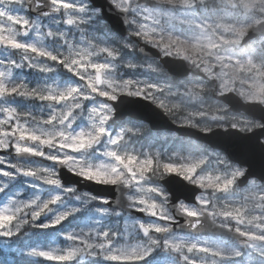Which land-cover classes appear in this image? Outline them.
I'll return each mask as SVG.
<instances>
[{
    "label": "snow or ice",
    "instance_id": "6c2138e0",
    "mask_svg": "<svg viewBox=\"0 0 264 264\" xmlns=\"http://www.w3.org/2000/svg\"><path fill=\"white\" fill-rule=\"evenodd\" d=\"M107 6L126 26L123 38L96 0H0V238L22 250L20 259L0 252V264H142L157 251L170 258L164 264H264V176L249 178L219 152L170 149L167 133L144 144L149 125L117 129L113 103L142 97L204 133L264 127L209 99L231 93L264 106V0ZM141 42L185 62L189 76L175 80L157 60L128 58L143 52ZM138 70L163 73L166 82L141 79ZM61 168L116 186L122 199L65 186ZM170 176L199 189L193 202L172 201L160 184ZM82 210L92 215L60 233L63 245L25 243L33 230Z\"/></svg>",
    "mask_w": 264,
    "mask_h": 264
},
{
    "label": "water",
    "instance_id": "95a60500",
    "mask_svg": "<svg viewBox=\"0 0 264 264\" xmlns=\"http://www.w3.org/2000/svg\"><path fill=\"white\" fill-rule=\"evenodd\" d=\"M98 5L104 6L105 15L114 34L120 37L127 35L126 26L120 16L107 6V0H96ZM143 52L138 54L147 59L160 60L163 67L174 77L185 79L191 69L181 60L171 57H162L160 52L150 45L140 43ZM216 98L229 106L234 113H244L247 116L259 120L264 124V106L246 103L235 94L217 95ZM115 107V121H124L127 118L149 124L154 131L175 132L181 137L195 139L205 143L214 150L223 151L231 162L247 169L246 175L250 177L264 176V127L253 132L245 133L238 129L227 130L216 128L211 132L204 133L199 129L181 127L166 116L161 109L142 97H123L113 102ZM62 183L66 186H76L79 191H88L98 197H106L110 202L122 199L121 192L116 186L101 185L86 181L73 175L66 168L60 169ZM167 189L173 202L184 200L187 203L194 201L199 189L183 181L176 176L167 177L161 181ZM244 183L241 184V187ZM132 215L143 218V214L133 212ZM90 262L87 258L83 264Z\"/></svg>",
    "mask_w": 264,
    "mask_h": 264
},
{
    "label": "rangeland",
    "instance_id": "374dc122",
    "mask_svg": "<svg viewBox=\"0 0 264 264\" xmlns=\"http://www.w3.org/2000/svg\"><path fill=\"white\" fill-rule=\"evenodd\" d=\"M127 56H128V58L132 59L134 62H137V63L144 60V59H139L136 52L133 53V52L129 51V52H127ZM163 70H164V72L167 73V71L164 68H163ZM135 74L138 75L141 79H150V80L157 82V83L166 82L163 73H149V72L144 71V70H138ZM129 75H130V73H129ZM59 78L61 80H66L68 77L64 74H60ZM213 94H214V92L209 97L210 101L219 103L217 100H215L213 98ZM126 122H138V121L126 120V121H123L121 123L116 122L115 127L118 129L121 125H123ZM149 130H150V134L146 135L145 137L142 138V143H144V144L152 142V140L154 139L153 136L151 135L152 133H156V134L167 133L168 139L166 142V146L169 147L170 149H178L181 151H192V152H195L198 154H204V155H206L207 154L206 151L209 150V149H206L205 147H203L201 144H199L196 141H191L188 139L179 138L175 133H172V132H153L150 128H149ZM189 142H192L193 145L190 144ZM209 152H214V151H209ZM48 164H50V162H48L47 164H42V165L47 166ZM207 166L208 167L212 166V159L211 158H210L209 164ZM160 184H161V181H160ZM161 186L165 189V191H167V189L162 184H161ZM14 187L20 188V187H22V185L16 184V185H14ZM83 192H86V191H83ZM88 193H90V192H88ZM100 198L107 199L104 197H100ZM91 215H92V213L90 211L82 210L81 212L69 217L65 222H63L62 225H59L56 228H51V229H47V230H39V229L33 230V234L31 236L30 240H26L25 243H32V244H37V245H41V246H46V245H50V244L63 245L64 241H63V238L60 235V233L65 231V230H68V229H72V228H76L78 226H82L83 224H85L88 221V219ZM112 219H115V218H110V220H112ZM0 252H3L4 254H13L14 253L16 259H20L22 256V250L20 249L19 243L10 241L8 244H5L3 238H0ZM169 259L170 258L166 254L157 251L152 256L146 258V260L144 262H142V264H164V261H167ZM37 264H44V262L38 261ZM90 264H108V262L92 261Z\"/></svg>",
    "mask_w": 264,
    "mask_h": 264
},
{
    "label": "flooded vegetation",
    "instance_id": "af4514ba",
    "mask_svg": "<svg viewBox=\"0 0 264 264\" xmlns=\"http://www.w3.org/2000/svg\"><path fill=\"white\" fill-rule=\"evenodd\" d=\"M158 61V60H157ZM160 64V63H159ZM215 93L213 94V98L215 97ZM219 103L220 104H223V105H225L224 103H222V102H220L219 101ZM226 106V105H225ZM227 107V106H226ZM227 109H228V107H227ZM228 111L230 112V113H232L229 109H228ZM232 114H234V115H243L244 117H246V118H249V119H252V120H254V121H259V120H256V119H253V118H251V117H248V116H246L244 113H240V114H236V113H232ZM260 122V121H259ZM261 123V122H260ZM214 128H221V127H213V129ZM229 128H231V127H225V128H222V129H224V130H226V129H229ZM212 129V130H213ZM257 129H259V128H257ZM257 129H254L253 131H255V130H257ZM253 131H251V132H253ZM245 133H249V132H245ZM263 141H264V139H263ZM204 146H206L207 147V145H204ZM210 150H207L206 151V153H208ZM217 152H219V151H217ZM219 153H221V154H223L227 159H228V157L224 154V153H222V152H219ZM228 161L230 162V163H232V164H234V165H236V166H238L237 164H235V163H233V162H231L229 159H228ZM48 162H44V163H41V164H47ZM240 167V166H239ZM242 168H244V167H242ZM5 255H9L10 256V254H5Z\"/></svg>",
    "mask_w": 264,
    "mask_h": 264
},
{
    "label": "trees",
    "instance_id": "16d2710c",
    "mask_svg": "<svg viewBox=\"0 0 264 264\" xmlns=\"http://www.w3.org/2000/svg\"><path fill=\"white\" fill-rule=\"evenodd\" d=\"M139 58V57H138ZM190 144H192L193 145V143L192 142H189ZM198 147V146H197ZM188 150V149H187Z\"/></svg>",
    "mask_w": 264,
    "mask_h": 264
}]
</instances>
